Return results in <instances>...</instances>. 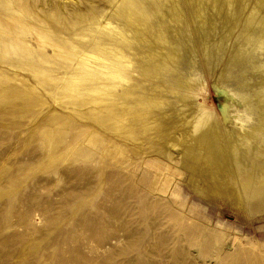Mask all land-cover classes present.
Instances as JSON below:
<instances>
[{
    "label": "rangeland",
    "instance_id": "374dc122",
    "mask_svg": "<svg viewBox=\"0 0 264 264\" xmlns=\"http://www.w3.org/2000/svg\"><path fill=\"white\" fill-rule=\"evenodd\" d=\"M17 47L0 45V264H264V205L234 175L225 194L208 183L223 177L195 183L157 143L147 107L131 125L98 118L146 99L144 87L94 103L34 77L36 58ZM211 89L209 104H225Z\"/></svg>",
    "mask_w": 264,
    "mask_h": 264
},
{
    "label": "bare ground",
    "instance_id": "6f19581e",
    "mask_svg": "<svg viewBox=\"0 0 264 264\" xmlns=\"http://www.w3.org/2000/svg\"><path fill=\"white\" fill-rule=\"evenodd\" d=\"M0 45L36 58L34 77L93 102L125 83L144 87L146 99L98 118L131 125L126 116L147 107L157 143L195 183L223 177L208 183L225 194L232 174L256 210L264 205V0H0ZM209 88L225 104H209Z\"/></svg>",
    "mask_w": 264,
    "mask_h": 264
}]
</instances>
